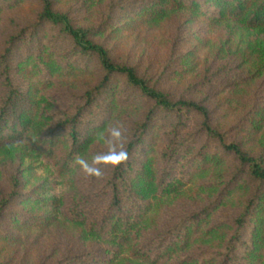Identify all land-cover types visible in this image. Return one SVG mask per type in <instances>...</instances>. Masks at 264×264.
Segmentation results:
<instances>
[{
    "label": "rangeland",
    "instance_id": "374dc122",
    "mask_svg": "<svg viewBox=\"0 0 264 264\" xmlns=\"http://www.w3.org/2000/svg\"><path fill=\"white\" fill-rule=\"evenodd\" d=\"M53 1L76 27L97 28L92 38L110 50L116 63L135 66L173 101L202 103L210 110L212 126L229 142H238L254 156L264 154L263 27H249L243 18L219 19L205 10L174 8L169 0ZM43 9L44 0L0 1V55L13 36L34 27ZM55 37L47 26L40 28L31 47L22 43L12 60L33 119L23 142L0 147V264H153L151 256H159L160 243L189 221L196 223L190 224L187 245L177 246L173 256L163 255L159 263L177 264L187 256L186 264H221L237 218L258 183L235 176L238 163L208 139L202 115L191 113L179 124L164 118L150 125L131 177L149 209L127 243L98 238L89 233L88 221L67 217L73 203L86 207L87 199L100 197L114 166H100L99 178L86 175L76 162L61 173L55 158L35 148L38 139L54 130L61 141L58 154L69 150V119L104 76L96 58L72 63L68 56L71 61L65 63L69 44L54 43ZM41 62L49 67L44 65L46 74ZM100 102L107 116L77 156L88 163L94 154L107 152L101 137L110 127L123 125L126 148L152 107L123 76L115 77ZM202 151L208 153L206 160ZM96 201L105 206L108 193ZM255 214L252 226L264 218V210ZM262 237L256 246L261 258L254 264H264V229ZM247 239L256 242L251 233Z\"/></svg>",
    "mask_w": 264,
    "mask_h": 264
},
{
    "label": "trees",
    "instance_id": "16d2710c",
    "mask_svg": "<svg viewBox=\"0 0 264 264\" xmlns=\"http://www.w3.org/2000/svg\"><path fill=\"white\" fill-rule=\"evenodd\" d=\"M0 1L9 2L11 0ZM169 3L174 8L205 10L215 14L219 19L243 18L249 27L264 28V0H169ZM44 26L56 32L54 43L67 40L69 49L63 55L65 63L71 61L68 56L72 57V63L80 62V59L84 57L96 58L104 72L101 85L86 93V104L77 109L75 115L69 119L70 147L67 152L58 154L57 150L60 149L61 141L56 137L57 132L54 130L48 135L49 137L38 139L40 141L37 144L33 142L39 152L57 160L56 164L61 173L71 168L78 154L90 141L93 132L103 125L107 111L101 106L100 96L108 91L116 76L125 77L127 85L133 91L139 93L146 102H152L146 120L135 128V136L126 146L128 160L113 167L111 177L105 183L104 194L87 199L89 204L86 207L81 206V201L73 203L67 210V217L74 222L88 221L89 233L98 238L114 239L120 244L127 243L137 232L136 227L142 222L145 212L149 209V202L137 196L132 186L133 182H131L135 170L134 163L139 156L138 148L148 139V129L155 120L163 121L164 118H174L179 124L188 121L190 114L194 113L197 116H203V131L208 139L213 140L238 163L235 176L246 175L249 181L258 183L253 198L237 218V230L229 242L228 250L222 255L220 263L254 264L256 260H259L261 254L258 253L256 246L258 241L263 239L264 218H260L259 226H252L250 222L256 210H264V189H262L264 186V154L254 156L244 150L238 142H229L224 133L212 126L210 110L202 103L193 100L173 101L167 93L153 87L146 77L141 76L135 66L116 63L110 50L92 38L97 33V28L76 27L68 13L55 9L53 0H44L40 20L33 28L23 29L20 35L13 36L4 53L0 55V147L23 142L30 133L33 119L30 112L31 106L19 80V67L14 66L12 60L19 53L18 46L27 43L28 47H31L40 28ZM40 64L46 74L49 69L48 65L42 62ZM184 145L180 146V150H183ZM177 155V152L173 154L175 157ZM200 155L203 160H206L208 153L202 151ZM105 193L109 195L108 204L97 205L96 200L101 202ZM197 217H201L200 214ZM196 220L199 219L196 218ZM194 222L196 223V221L181 222L173 228L172 235L160 243L158 252H156L159 256H151V262L160 264L159 262L164 258L163 255L173 256L177 246L185 247L192 237L190 224ZM248 233L253 235L255 244L252 245L247 239ZM186 258L189 257L185 256L181 260ZM182 261L177 264H186Z\"/></svg>",
    "mask_w": 264,
    "mask_h": 264
},
{
    "label": "clouds",
    "instance_id": "9594fccd",
    "mask_svg": "<svg viewBox=\"0 0 264 264\" xmlns=\"http://www.w3.org/2000/svg\"><path fill=\"white\" fill-rule=\"evenodd\" d=\"M123 125L110 127L107 136H102L101 139L107 145V152L96 153L91 158V163H88L82 157L76 158V163L79 164L86 175L101 177L103 172L101 165L119 166L128 160V152L125 148L126 137Z\"/></svg>",
    "mask_w": 264,
    "mask_h": 264
}]
</instances>
